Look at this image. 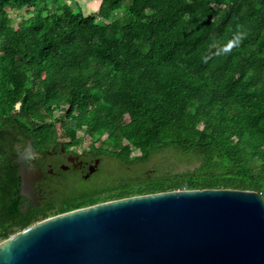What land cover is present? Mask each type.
<instances>
[{"label":"trees","instance_id":"trees-1","mask_svg":"<svg viewBox=\"0 0 264 264\" xmlns=\"http://www.w3.org/2000/svg\"><path fill=\"white\" fill-rule=\"evenodd\" d=\"M27 142L44 155L84 143L96 172L107 158L135 171L73 189L60 169L24 210ZM162 152L183 167H144ZM202 187L264 195V0H101L89 13L0 0V239L76 207Z\"/></svg>","mask_w":264,"mask_h":264},{"label":"water","instance_id":"water-1","mask_svg":"<svg viewBox=\"0 0 264 264\" xmlns=\"http://www.w3.org/2000/svg\"><path fill=\"white\" fill-rule=\"evenodd\" d=\"M20 146V157L42 156ZM33 170L20 174L23 187L41 174ZM0 264H264V195L178 188L76 207L1 239Z\"/></svg>","mask_w":264,"mask_h":264},{"label":"flooded vegetation","instance_id":"flooded-vegetation-1","mask_svg":"<svg viewBox=\"0 0 264 264\" xmlns=\"http://www.w3.org/2000/svg\"><path fill=\"white\" fill-rule=\"evenodd\" d=\"M27 143L21 144L19 147L21 152L25 150ZM97 159L98 162L96 164ZM15 162L17 163L19 174L25 171L27 173H33L34 166L41 170V174L33 180L30 186L23 187L20 184L23 209L26 210L30 208V204L40 206V204L46 200V195L48 194L47 185L50 177L57 176L60 169L68 172H78L84 178H88L98 169L100 159L94 158L92 160L87 158L82 154V149L76 152H66L64 148H61V153L55 152L49 155L42 154V156L24 155L20 157L17 151ZM90 167L95 168L94 171L85 176L89 172Z\"/></svg>","mask_w":264,"mask_h":264},{"label":"rangeland","instance_id":"rangeland-1","mask_svg":"<svg viewBox=\"0 0 264 264\" xmlns=\"http://www.w3.org/2000/svg\"><path fill=\"white\" fill-rule=\"evenodd\" d=\"M77 5L82 9L84 13L94 12L97 11L100 5L101 0H75ZM121 14L120 11L115 12L116 16H119ZM82 131L80 130L79 133ZM88 142V139L85 140V143ZM78 145L77 150H81L82 146ZM133 151L132 153H134ZM167 152H162L158 155H156L153 159L147 162V164L144 165V167H153L155 164H160L162 168H169L172 166L174 169H181L183 165H171L169 161H166V155ZM141 166H137L136 169H140ZM121 170H128V172H134V168H128L123 165H119L118 161L113 158H107L103 160V162L100 165V168L97 172L92 174L88 178H84L82 175H80L78 172L71 171L69 172V181L73 187V189L78 188L80 186L84 187H92V186H98L100 184L105 183L109 178L117 176ZM1 240V239H0Z\"/></svg>","mask_w":264,"mask_h":264}]
</instances>
